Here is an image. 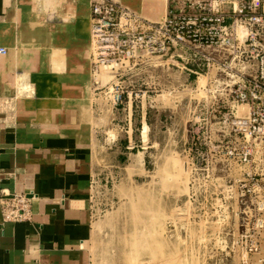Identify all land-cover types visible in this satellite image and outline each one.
<instances>
[{
    "label": "rangeland",
    "instance_id": "rangeland-1",
    "mask_svg": "<svg viewBox=\"0 0 264 264\" xmlns=\"http://www.w3.org/2000/svg\"><path fill=\"white\" fill-rule=\"evenodd\" d=\"M130 1L122 0L125 5ZM77 2L88 9L86 0H45L46 22L58 13L62 23H71L68 11ZM187 7L178 11L186 15ZM151 9L152 20L144 19L161 23L160 9ZM51 35L50 30L45 79L63 84L79 75L83 95H90L92 37L90 46L81 32L80 59L69 64L68 55L53 49ZM168 47L162 55L141 52L129 69L116 71V78L110 67L93 72L94 107L104 103L118 111L123 127L130 121L133 149H113L111 132L119 127L113 126L115 117L97 114L95 143L106 137V130H99L103 124L110 125V140L95 152L90 264H264V134L247 144L244 134L234 131L235 117L247 116L246 107L238 113L234 108L231 92L237 79L230 68H208L201 57L228 62L230 52L201 49L186 39ZM56 63H65L64 69ZM113 81L124 92L117 105L106 94ZM68 86L58 91L74 92ZM45 88L53 92L48 84ZM31 90L23 86L17 97L30 96ZM12 99L1 103L14 109L17 98ZM75 103L67 98L56 107L66 126H73ZM118 133L125 138V130ZM247 148L251 156L245 160Z\"/></svg>",
    "mask_w": 264,
    "mask_h": 264
},
{
    "label": "crops",
    "instance_id": "crops-1",
    "mask_svg": "<svg viewBox=\"0 0 264 264\" xmlns=\"http://www.w3.org/2000/svg\"><path fill=\"white\" fill-rule=\"evenodd\" d=\"M44 1L0 0V47L7 50L6 55L0 56V102L17 98L11 112L0 111V264H90L95 152L99 145L103 148L110 140L106 139L110 125L103 124L99 130H106V137L102 141L103 137L98 139V145L95 143L97 114L104 117L111 113L115 117L113 126L119 127L114 130L117 133L111 132L113 149H133L131 123L128 121L126 127L119 125L117 116L121 114L104 103L100 108L94 107L91 54L90 95H83L79 75H74L73 80L70 75L64 82L74 92L65 89L59 92L58 86L64 83L51 82L48 74L45 79L50 30L53 49L68 55L71 64L80 59L81 32L91 46L92 23L90 0H86L87 10L77 2L68 11L74 17L71 23H62L58 13L52 22H46ZM119 1L124 8L149 20H152L149 16L155 15L152 6H157L159 22L165 21L169 12L181 10L183 4L188 6V0H159L157 4L131 0L128 5ZM56 66L64 69L65 63ZM45 84L53 87V92L47 93ZM23 86L31 87L32 94L17 97ZM67 98L76 102L73 126H66L65 117L56 108ZM122 130L125 138L118 133ZM32 192L37 199L32 204L31 220L4 223L1 202L4 194Z\"/></svg>",
    "mask_w": 264,
    "mask_h": 264
},
{
    "label": "built area",
    "instance_id": "built-area-1",
    "mask_svg": "<svg viewBox=\"0 0 264 264\" xmlns=\"http://www.w3.org/2000/svg\"><path fill=\"white\" fill-rule=\"evenodd\" d=\"M91 23L93 72L100 66L110 67L114 78L118 69H129L141 52L162 55L178 39L205 50H228V62L202 53L201 57L208 68L212 64L230 68L231 78L237 79L231 92L234 108L238 113L240 107H246L247 116L235 117L234 131L244 134L247 144L264 134V0H188L186 15L171 11L161 23L137 16L116 0H93ZM6 54L0 47V56ZM112 83L106 94L117 105L124 92L119 81ZM3 107L12 110L0 103V109ZM248 156L251 151L247 148L245 160ZM36 199L33 192L4 194L3 222H29Z\"/></svg>",
    "mask_w": 264,
    "mask_h": 264
},
{
    "label": "bare ground",
    "instance_id": "bare-ground-1",
    "mask_svg": "<svg viewBox=\"0 0 264 264\" xmlns=\"http://www.w3.org/2000/svg\"><path fill=\"white\" fill-rule=\"evenodd\" d=\"M156 4H157V1H156ZM1 103V102H0Z\"/></svg>",
    "mask_w": 264,
    "mask_h": 264
}]
</instances>
